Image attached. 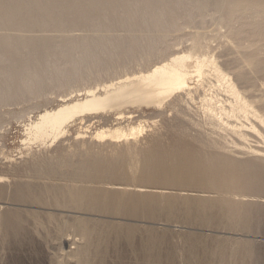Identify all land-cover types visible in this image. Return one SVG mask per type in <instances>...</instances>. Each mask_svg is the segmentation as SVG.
Here are the masks:
<instances>
[{
  "label": "bare ground",
  "instance_id": "bare-ground-1",
  "mask_svg": "<svg viewBox=\"0 0 264 264\" xmlns=\"http://www.w3.org/2000/svg\"><path fill=\"white\" fill-rule=\"evenodd\" d=\"M224 1L232 11L230 19H234L231 30L242 32L239 39L246 36L251 43L264 41V0H0V106L31 99L46 87L69 86L93 74L100 76L107 62L115 60L119 64L141 45V35L135 33L139 24L152 27L142 35L151 51L156 29L170 23L178 12L194 22L199 16L204 18L211 6ZM173 55L137 73L116 76L101 89L86 88L79 97L65 95L55 107L22 119V143L44 147L41 159L37 157L40 153L31 154V174L42 173L49 180L58 177L65 183H15L8 195L6 187L0 186V203L38 207L4 206L0 211V239L32 244L37 242L35 234L40 228L48 232L47 227L52 225L53 238L60 248L65 240L75 245L62 259L96 264L102 262L109 248L104 227L112 228L114 222L90 218L92 215H123L167 223L175 222L178 216L197 227L250 230L249 223L264 209V172L261 174L254 160L234 158L225 151L264 160V154L255 149L237 147L264 131V117L256 108L259 95L247 78L248 71L230 67L232 72H227L215 54ZM225 94L230 98L228 105L220 96ZM198 102L204 108L203 116L185 113L186 109L190 112L192 107L197 108ZM127 105L177 108L188 118L184 125L192 131L194 142L175 141L165 147L160 133H156L145 146L131 142L118 145L114 152L98 150L92 157H81L88 152L79 147L58 151L57 140L74 118H89V114ZM205 127L217 132L218 137L205 138ZM225 131L232 137L225 138ZM105 133L96 130L94 139L105 138ZM80 138L82 135L77 134L76 139ZM77 155L80 157L74 158ZM126 171L133 179L151 181L160 177L164 183L190 187L204 195L179 197L169 193L160 199L157 193L139 189L137 179L135 184L123 183L121 178L122 183L111 181ZM119 226L113 229L114 239L125 237L138 264H173L177 257L182 264H212V253L228 250L240 257L256 252L251 240L216 234L212 244L200 239L203 243L184 241L176 248L164 247L161 240L168 235L153 225L127 222ZM136 227L139 238L134 234Z\"/></svg>",
  "mask_w": 264,
  "mask_h": 264
},
{
  "label": "rangeland",
  "instance_id": "rangeland-1",
  "mask_svg": "<svg viewBox=\"0 0 264 264\" xmlns=\"http://www.w3.org/2000/svg\"><path fill=\"white\" fill-rule=\"evenodd\" d=\"M231 14L232 11L225 1L220 5L211 6L204 18L199 16L194 22L187 21L183 13L178 12L170 23H166L156 29L155 46L151 51H148V40L143 39L142 35H146L152 27L139 24L135 27V33L141 35L139 37L141 45L136 47L133 55L125 56L121 63L118 64L115 60L107 62L100 76L93 74L89 79L77 81L69 86L46 87L42 93L35 95L31 99L20 100L19 102L8 101V103L1 105L0 186L6 187L5 194L8 195L13 191L15 183H32L36 186H43L47 183H65L63 179L58 177L49 180L42 173L35 172L31 174L29 170L31 163H33L29 162L31 160V154L40 153V156L37 157L41 159L42 153L40 150L44 149V147L38 143H33L30 146L22 143V123L28 115L35 116L46 107H55L63 97L71 96L73 98L82 96L85 94L86 88L101 89L103 84L108 83L111 81L110 79H114L116 76L131 75L145 70L156 62L159 63L165 59L169 60L173 58L174 52H179V55L191 52L194 56L201 57L210 52V54H215L223 62V67L226 66L227 72H232L230 67H242L244 71H248L247 78L253 83L255 91L259 95L256 108L259 114L264 117V41L251 43L246 36L239 39L242 32H234L231 30L232 26L230 23L234 20L230 19ZM180 25L183 28L178 29ZM228 77L233 79V75H229ZM220 96L225 98V104L228 105L230 101L229 96L226 94ZM195 106L197 108L192 107L193 111L189 112L186 109L185 113L203 116L204 108L202 104L198 102ZM228 108L230 109V107ZM186 120L189 121L180 110H177L173 106L161 108L154 105H142L140 107L127 105L119 109L109 108L97 114H89V118L80 115L68 124L65 129V134L58 138L57 141L60 142L58 151L68 149L69 147H79L83 151L88 152V154H84L81 157H92L94 156V152L98 153V150L102 151V153L114 152L118 145L126 146V144L131 142H138L140 146H145L152 140L153 135L156 133H160L161 144L165 147L175 141L177 144H182L184 140L193 141L190 134L192 131L185 128L184 123ZM99 129L106 132L105 138L101 140L94 139V133ZM211 131L210 129L208 131L205 127L203 131L204 137L207 138V135L218 137L219 134L217 132L211 133ZM77 134H81L82 138L76 139ZM110 134L115 137H110ZM225 134H228L227 136L225 135V138L232 137L229 131H225ZM55 143L51 144L50 149L54 147ZM242 146H247L246 150L255 149L259 153L264 154V131H261L260 135L256 134L255 137H249V140L241 143L237 147ZM225 154L234 158L252 159L260 167V170H262L260 171L261 174L264 172V160L262 159H255V157H251L247 153L225 151ZM255 155L259 156L258 154ZM79 157V155L74 156V158ZM124 163L126 166L127 162ZM125 166L123 167L124 169L126 168ZM120 178L123 183L128 184H135L138 180V177L136 178L137 180L133 179L130 173H127L121 176L117 175L111 181L121 182ZM156 178L151 181L139 179L140 181L138 180V184L135 185H141L138 187L139 189H145L159 194L160 199H162L164 194L169 193L178 195L179 197L204 195L202 192L191 190L190 187L164 183L165 181L160 179V177ZM147 184L149 186H146ZM128 187L132 188L131 185ZM27 205L24 203H0V211L4 206L20 209L37 207L34 204H31L33 207ZM260 212H258V219H253L251 221L252 223H249L250 230L246 227L239 229L197 227L188 223L187 225L185 223L186 221L178 216L175 222L167 223L160 220L149 222L143 218L123 215H92L90 218L114 222L112 228L108 229L104 227L108 232L109 248L102 262L97 261L96 264H138L135 261L134 253L129 249V243L124 239L125 237L114 239L113 229L127 222L137 225L149 224L161 231H165L168 236L165 240L164 238L161 240V246L164 247L176 248L184 241L198 243V240L201 241L200 243H203L202 240H205L204 243L210 241L212 244L214 242L212 236L215 234L233 238L234 240H251L256 249L254 254L248 255L245 253L240 256L243 258H240L239 256L235 257L230 254L228 250H225V253H212V255L209 254L210 259L215 261L212 264H241V261L244 264H264V209ZM176 215H180V213L176 212ZM47 228L49 229L48 232L43 228H40L36 232L37 242L32 244L19 243L12 238L0 239V264H74L73 259L70 257L62 259V256L66 251L73 249L75 245L70 244V240H65V246L60 248L58 240H56L57 238H53L55 228L52 225ZM118 229L123 231L124 227L119 226ZM139 233L140 230L136 227L134 234L137 235V238H139ZM157 233L162 237L161 232ZM187 237L194 239H187ZM218 244L219 242L216 246ZM174 261L173 264H182L180 257L175 258Z\"/></svg>",
  "mask_w": 264,
  "mask_h": 264
}]
</instances>
